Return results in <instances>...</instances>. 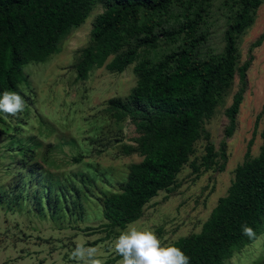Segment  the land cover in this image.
Returning a JSON list of instances; mask_svg holds the SVG:
<instances>
[{
    "label": "rangeland",
    "instance_id": "374dc122",
    "mask_svg": "<svg viewBox=\"0 0 264 264\" xmlns=\"http://www.w3.org/2000/svg\"><path fill=\"white\" fill-rule=\"evenodd\" d=\"M238 1L211 0L203 10L199 57L222 51L224 32L238 9ZM102 10L103 4H94L82 24L60 37L55 52L43 61L23 66L25 82L19 85V94L24 99V111L16 116L0 113V197L9 201L17 195L10 206L0 202V264H77L70 254L78 238L86 247L97 248L104 264H118L122 257L107 262L117 254L112 242L130 225L151 228L164 243L198 233L218 198L227 193L250 140L251 155L259 152L264 127V38L260 44L254 43L264 35V0L236 43V68L248 59L250 64L232 133L226 134V109L241 85L237 69L231 88L202 121V135L170 189L160 190L144 205L141 216L124 229L112 227L106 231L101 227L107 224L102 192L120 191L128 167L142 158L135 150L139 133L133 121L130 117L116 121L107 110L108 100L129 99L137 80L133 65L143 58L156 61L174 49L181 36L174 43L164 39L161 32L176 33L183 23L182 10L173 6L162 15L163 23L155 30L160 37L158 44L147 52L141 47L136 62L120 73L94 66L85 79H77L75 65L89 43L92 23ZM208 141L216 151L225 142L223 167L219 156L210 168L201 164ZM64 177H72L74 184L71 178L65 183ZM50 180H57L51 198L47 188ZM19 181L21 191L16 194ZM39 195L41 211L35 202ZM54 197L61 202L63 216H51L49 204ZM225 264H264V231L234 252Z\"/></svg>",
    "mask_w": 264,
    "mask_h": 264
},
{
    "label": "trees",
    "instance_id": "16d2710c",
    "mask_svg": "<svg viewBox=\"0 0 264 264\" xmlns=\"http://www.w3.org/2000/svg\"><path fill=\"white\" fill-rule=\"evenodd\" d=\"M210 1L0 0V94L5 90L19 93V85L25 82L23 66L43 61L55 52L60 37L82 24L96 3L103 4V10L94 19L89 43L81 50L75 65L77 79H85L94 66L122 72L136 62L141 47L147 52L158 44L160 37L155 30L163 23L162 15L173 6L182 10L183 23L177 32H161L166 40L175 43L180 35L181 41L158 60L143 58L133 65L137 80L129 99L108 100L107 110L116 121L125 117L133 121L139 133L135 150L142 158L130 164L120 191L101 194L102 212L107 220L101 227L106 231L112 227L124 229L141 216L144 205L160 190L170 189L193 152L195 141L202 135V121L214 112L231 88L237 69L241 85L226 109L229 118L226 134L233 131L235 115L243 99L245 72L250 64L248 59L236 68V43L251 24L252 13L261 0H239L238 9L224 32L222 51L199 57L202 12ZM263 38L264 35L254 45L260 44ZM260 137L258 154L251 155L250 140L227 193L218 198L200 231L171 242L190 257V264H225L234 252L256 240L264 231V127ZM204 148L201 163L204 168H210L217 156L223 160L221 167L224 166V141L219 151L210 141ZM125 149L131 150V147ZM70 178L74 184L72 177H66L65 183H69ZM75 178L84 182L79 175ZM56 181L47 183L49 198ZM20 186L19 181L14 189L16 194L21 191ZM16 197L13 195L9 201L0 197V202L5 207L10 206ZM35 202L41 211L40 195ZM49 206L53 209V218L63 216L57 197ZM245 224L254 230V239L242 233ZM120 257L116 254L107 262L113 263Z\"/></svg>",
    "mask_w": 264,
    "mask_h": 264
},
{
    "label": "clouds",
    "instance_id": "9594fccd",
    "mask_svg": "<svg viewBox=\"0 0 264 264\" xmlns=\"http://www.w3.org/2000/svg\"><path fill=\"white\" fill-rule=\"evenodd\" d=\"M23 97L15 92L5 90L0 94V112L16 116L24 111ZM242 233L250 239L255 238L254 230L242 225ZM75 248L70 254V259L77 264H104L98 258V250L94 247H86L78 238ZM113 250L122 257L118 264H190L188 257L174 243H164L157 237L151 228H137L130 225L119 237L112 242Z\"/></svg>",
    "mask_w": 264,
    "mask_h": 264
}]
</instances>
